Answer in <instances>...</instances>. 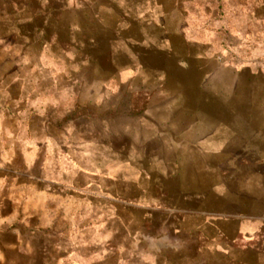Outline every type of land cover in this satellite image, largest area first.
Masks as SVG:
<instances>
[{"label": "crops", "instance_id": "1", "mask_svg": "<svg viewBox=\"0 0 264 264\" xmlns=\"http://www.w3.org/2000/svg\"><path fill=\"white\" fill-rule=\"evenodd\" d=\"M66 1L61 21L66 38L39 33L30 42L37 49L32 64H53L61 57L69 66L90 65L83 51L87 45L72 39L81 33L77 26L84 16L116 37L110 45L112 65L116 30L139 38L144 26L163 27L148 24L151 0ZM37 2L39 7L28 11L31 17L48 16L49 0ZM87 4L91 8H82ZM15 10V23H25L17 17L26 10ZM209 55L198 57L207 64ZM99 71L90 65L62 75L42 74L54 87L61 79L63 87L40 90L37 99L39 107L61 113L43 121L57 130L47 133L45 159L59 166L53 174L46 170L32 176L37 183L34 217L22 224L30 234L15 236L20 243L13 251L16 259L5 264H18V259L19 264H264V123L232 119L234 110L226 101L230 83L216 89L212 69L211 74L204 70L194 101L181 86L168 101L163 88L164 102L151 104V81L140 84L144 78L135 73L131 85L117 71ZM159 75L162 83L168 79L165 72ZM122 88L143 103L120 106ZM231 160L235 167L228 171ZM67 161L74 167L65 168ZM123 163L128 170L120 173ZM17 223L0 225V232L21 227ZM159 229H166L174 244ZM184 231L194 238L191 253L176 244ZM9 250L0 252L8 257Z\"/></svg>", "mask_w": 264, "mask_h": 264}, {"label": "rangeland", "instance_id": "2", "mask_svg": "<svg viewBox=\"0 0 264 264\" xmlns=\"http://www.w3.org/2000/svg\"><path fill=\"white\" fill-rule=\"evenodd\" d=\"M151 1L154 14L152 12L148 24L158 23L163 27L154 29L144 26L139 38L132 32L116 30L118 43L113 48L116 65L110 64L111 40H116L113 32L96 26L89 16L82 17L80 26H77L81 33L75 34L76 38L72 39L87 45L83 49L89 56L86 61L90 63L87 64L103 70L99 71L103 75H115L117 71L124 81L130 80L131 85L135 73L144 78L140 84H144L145 79V83L151 81L148 85L151 104L164 102L160 93L164 92L163 88L168 101L180 91L181 86L188 98L192 96L194 101V88H202L203 71L208 70L209 74L213 72L216 89L221 88L218 84L230 83L226 101L234 110L230 114L232 119L239 122L254 119L264 123V0ZM66 3V0H49L48 16L35 14L31 17L28 11L39 7L37 0H0V225H15L18 222L21 226L0 232V249L10 248L8 257H5V252H0V264H5L6 259L15 261L13 251L20 245L16 244L15 236L18 233L30 234L22 224L30 223L34 217L31 208L36 205L37 183L32 181V176L46 170L53 174L59 166L58 162L45 159L47 141H51L47 133L54 134L57 130L47 129L43 121L60 118L61 113L55 112L52 106L39 107L37 99L40 90L63 87L61 79L54 87L51 82L42 79V74L62 75L66 71L76 72L79 68L90 66H69L61 57L53 64L52 61L32 64L36 61L37 49L30 42L36 40L39 33L43 32V37L66 38L65 26L61 24L67 12L64 9ZM15 6L27 11L17 17L25 19V23H15ZM178 6L183 8L182 13H176ZM85 7L91 8L90 4L82 6ZM126 18L128 14L121 16L123 20ZM49 20L53 25L49 24ZM200 48L210 54L207 64L198 57L204 54ZM196 70L200 72L196 74ZM163 72L168 74V79L162 83L159 74ZM121 90L118 92L121 93L118 97L120 106L143 103L142 97L134 98L124 88ZM125 164L117 168L120 173L128 170ZM234 165L231 160L230 166L225 165V168L230 171ZM64 167L74 166L67 161ZM156 229L157 226H154L152 231ZM161 233L167 237V243L174 244V237L166 229ZM188 233L184 231L181 240L177 237L176 244L183 245L191 253L194 238ZM17 263H20L19 259Z\"/></svg>", "mask_w": 264, "mask_h": 264}]
</instances>
